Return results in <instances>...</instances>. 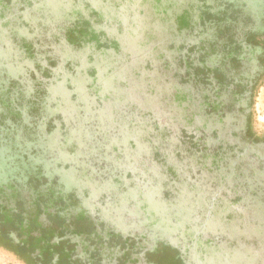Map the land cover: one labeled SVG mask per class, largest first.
I'll return each mask as SVG.
<instances>
[{
  "label": "rangeland",
  "instance_id": "1",
  "mask_svg": "<svg viewBox=\"0 0 264 264\" xmlns=\"http://www.w3.org/2000/svg\"><path fill=\"white\" fill-rule=\"evenodd\" d=\"M5 1L6 3L11 1V4L16 5V0ZM34 1L46 2L45 0ZM236 1L243 2L245 8H250L249 11L253 8L256 13L259 12L260 5H262L260 4L261 0H235L234 2ZM49 2L57 3L56 0H49ZM58 2H60L59 5L63 3L70 6H72L71 2L77 3L76 0H58ZM82 2L87 6L85 0H82ZM148 4H153L152 6L159 8L156 13L169 12L167 14L168 18H164V21L161 20L163 16L157 14L155 17L153 16V21L147 20L146 23H143L144 25L147 24L145 25L147 27L151 26L150 28L154 26L152 30L159 37L156 40V46L161 49V41L163 42L165 39V44L166 42L169 44L171 36L178 37L179 35L184 36L183 44L187 46V52L183 57L174 54L173 58H170L171 65L168 64L165 67L162 63L155 62L154 67L147 69V72H144L140 78L138 74L133 76L134 72L130 73V78L127 77L125 71L130 67L122 68L121 72L118 69L110 72L108 69L110 65L105 66L103 64L101 67L95 61L96 66H94L91 62L95 60L92 58L90 47L92 41L85 45L86 50H83V47L77 50L76 46H71L76 44L67 40V37L71 35V30L75 31L73 28L79 26L81 20H78L76 16L75 20L68 23L62 17L63 11L59 10L61 7H54V11H51V5H37L32 8L30 15L26 16V19H29L30 16L32 20L35 17L38 20L43 16L47 18L46 21L52 28L51 35L55 32L56 44L59 45L62 41L61 45L58 46L61 49L60 52L56 53L51 60L39 62L46 37H37L36 40L41 45L34 50L30 47L29 49L34 53L35 60H38L39 64H36L38 67H28L27 70L33 69L34 76L32 78L37 82L39 89L44 87L47 82L48 85L53 86L50 90V93H52L51 99L56 105H61L62 109L59 107L51 109L49 111L51 117L59 115V118L62 119L60 122L66 125L70 123L74 128L70 134L73 136L77 152L70 156L64 154L65 165H70L72 175L75 177L78 175L77 171L90 169L99 170L98 175L104 177L97 180V182H94L95 180L91 181L92 178H88L87 181L90 180L91 182L84 185V187L90 186L91 191L85 192L87 189L82 190V186L80 192L74 193L84 199L86 213L82 216L75 214L72 222L68 224L71 226L72 231L59 230L64 243L70 249L65 258L61 259V262L62 264H146V259L151 257L145 256H156L157 258H175L177 264H264V156L255 158V155H253L255 150L243 154L237 152V155H230L231 158L225 156L221 159L219 163L221 168L217 169L218 171L207 169L203 163L204 150L202 148L199 153V146L197 148L193 147L192 150L197 154L190 157L185 153L187 151H184L183 147L178 148L179 141L177 137L168 136V131L162 128L160 131H156L155 126L150 124L155 115V120L160 125L168 126V130L173 133L184 131L186 128L189 134H193L195 129L203 128L205 121L202 112L198 108L201 97L193 91L192 86L186 85L183 87L181 85L187 81L184 80L185 76L183 74L187 71L186 67L189 66L184 58L187 56L190 60L194 55L195 62L192 63V72L195 71L198 66L196 61L200 59L196 49L200 45H204L206 40L214 34L208 29V23L210 21L219 22L218 19L215 20L216 12L214 11H220L222 8L215 0H212V5H210V0H148ZM93 5L96 6V2ZM195 7L199 9V12L192 11V8ZM1 10H3L2 7L0 12ZM11 10L13 9H9L8 15ZM4 13L6 11L3 10L1 14ZM208 13L212 16L208 17ZM105 14L107 19H104L107 22H116L112 33L116 32L121 45L127 42L125 37L130 40V36H121L120 33L124 32L123 35L129 33L131 37L134 36V24L128 27V20L118 21L115 12L111 9H108ZM136 15L140 16L141 19V14L136 13ZM200 17L202 20H200ZM91 18V15L87 12L82 15L83 21H88ZM261 19L263 18L261 17ZM76 20L78 21L76 22ZM8 23L14 22L11 20ZM134 23L136 24V22ZM3 24L0 21V40L7 43L11 38V33L6 29L1 30ZM138 27L144 28L143 25ZM83 36V39L87 37V40H89V38L94 37V32L90 28L88 32L84 31ZM53 37H51V41ZM107 37L115 38L116 36L108 34ZM18 39L20 40L19 37ZM101 43L103 42L101 41ZM4 47L5 45L0 43V49L3 50ZM48 50L50 51V46ZM170 50L166 51L167 58L172 56ZM118 54L113 50L103 53V59L105 60L103 63H106V61L111 62L112 68H116L115 59L117 60L116 55ZM4 59L0 55V68L7 66L13 76L24 74L25 69L15 63L14 59H10L8 62ZM98 66L101 70L97 75ZM63 67H69L75 73L76 77H72L70 87L65 82V79H68L66 75H64L65 79L63 77L62 82L60 81L57 86H54L55 78L63 74ZM95 75L99 79L94 86ZM162 75H165L164 78ZM190 77L191 80H196L195 75L191 74ZM147 81L152 83L147 86L145 85ZM89 84L93 86V89L100 88V94H97L99 98L103 99L99 108L97 104L100 100L97 99L94 91H91L92 88L90 89ZM175 84L181 86L172 90L171 87H174ZM258 84V87L255 88L251 131L253 134L264 138V77L258 81ZM1 85H3V82ZM73 86L75 91L81 93L79 98L75 96V91L70 89ZM64 87L67 88L65 94ZM189 88L192 95H187L189 97L187 106V103H184L181 98H183L184 92L186 94L189 92ZM80 98L83 102L82 105ZM9 102V99L6 100L5 105ZM2 103H0V138L4 136L6 138L4 143L9 142L11 146L16 145L14 142L17 140V143L22 146L19 147L20 149H23L24 146L29 148L27 142L24 144L22 135L8 140L9 136L7 134L9 132L4 127ZM177 103H181L183 107L180 108ZM79 105L84 106V109L80 108ZM95 108L97 109L95 110ZM133 108L136 112L153 113L154 115L143 119L140 117L142 114H139L136 116L137 124L128 127L129 121L122 120L119 115L124 113L129 115L132 112L129 110H133ZM184 108L188 114L187 118H190L189 121L184 120V114L182 113ZM83 111L86 115L82 113ZM93 116H98V118L94 119ZM117 126L121 128L117 129ZM217 126L213 125L211 129L209 127L208 135L205 137L207 141L205 147L210 151L214 150L215 147L218 149V141L228 139L227 133L236 128L235 125H231L229 128L222 129L218 133V137L212 131L217 129ZM126 131L130 135L128 139L124 134ZM60 136V133L55 136L57 142L60 141ZM101 136L105 137L109 152L115 146H113L111 140L108 141V138L118 140L116 146L120 147L121 152H114L112 157L114 162L109 158V154L98 153L99 149L105 146L97 144L98 137ZM121 140L126 141L120 142ZM129 142L136 143L134 150H128L127 144ZM84 143H87L90 147L88 153L82 151L83 148H86L83 147ZM120 143H122V147ZM66 145L71 147L72 141L70 140ZM50 148L49 146L47 151L50 152L52 150ZM39 149L41 150L42 146ZM27 151L29 152V149ZM105 152L109 153L107 150ZM5 157L4 154L0 153V169L2 165L4 166L5 161L3 159ZM109 165L110 171H108ZM202 168H204V171L201 174ZM64 172L66 173V171ZM70 172L71 170L68 171V174ZM116 172L119 176L111 175L116 174ZM224 174H227L225 179ZM109 176L115 177V179H109L111 178ZM151 180H153L150 183L151 187L147 186L146 191L145 184ZM117 186L120 187L122 192H118ZM141 191L144 196L142 193L140 194ZM189 195H192L189 198L190 201H193V196L196 198L199 196L203 204L212 205L203 211L205 215H211V220L205 217V220L197 221L195 226L197 230L193 237L190 236V249L187 247L189 246L188 243H184L186 234L182 231V226L172 225H176L172 216H178L177 213L184 214L182 212L183 207L173 211L172 215L170 213L166 215L169 208L165 206V203L163 204L164 201L167 202L169 199L175 200L179 197L181 199L185 196L189 197ZM141 196H143V199L138 198H141ZM66 198L59 202L56 208L57 211H62L71 203L76 202L72 195ZM142 207L146 210L150 208L149 213H153L148 216L146 213L143 214L144 209L142 211ZM197 208L194 207L196 217L200 218L202 217V211ZM160 214H163L164 217H159L160 222L156 221L152 224L151 232L147 231V238L145 231L149 229L145 228L148 226L146 221L151 223ZM94 217L98 219L94 220ZM55 218L49 217V220L55 222ZM184 218L185 223H187L188 218ZM190 218L194 219L195 216H190ZM176 219H179V216ZM55 223L58 228L61 226L59 222ZM113 228L115 229L114 232L107 233ZM117 230L123 232L124 236H121ZM184 230H186V227ZM187 234L189 235L188 232ZM81 240L88 245V250L82 255L75 251ZM206 240L209 241L206 242ZM180 242H183L184 245L181 246ZM142 244L145 248L149 246L148 250H144V253L147 252L145 256L144 254L138 255L141 249L139 247H142ZM166 244L172 249H168ZM156 245L162 246L161 251L158 250L160 255L156 254L155 249L152 250L154 247L157 248ZM138 257L139 259H137ZM0 264H25V262L15 254L0 247ZM54 264L56 263L54 262Z\"/></svg>",
  "mask_w": 264,
  "mask_h": 264
},
{
  "label": "trees",
  "instance_id": "2",
  "mask_svg": "<svg viewBox=\"0 0 264 264\" xmlns=\"http://www.w3.org/2000/svg\"><path fill=\"white\" fill-rule=\"evenodd\" d=\"M45 1L46 2L40 3L34 0H16V5L14 6L13 3H10L11 1L9 3H6L5 0H0V6L4 11H6V13H4L3 15L1 14L3 10H1L0 12V21L4 23L1 30L6 29L11 33V38L9 41H7V43H5L4 40H0V43L5 45L3 50L0 49V55H2V58H5L4 60L7 62L10 59H14L15 63H18V65L22 66L25 69V71L23 72L24 74L12 76L10 73H8L6 68L7 66H3L0 68V103L3 102L1 108L3 109L4 127L6 131L9 132L7 134L9 136L8 140L14 137L18 138L19 135H22V137H24V144L25 142H27V144L29 145V148L24 146L23 149H20L19 147L22 146L19 145L20 143H17V140L16 142H14L16 145L11 146L9 142L4 143V140H6L4 136L1 135L3 138H0V153L6 156L3 159L5 161L4 166L2 165V168L0 169V247L15 254L19 259L25 262V264H54V262L56 264L58 262V264H62L61 259L65 258L66 253H68L70 249L64 243L62 239L63 236L62 234H60L61 231L59 230L72 231L70 229L71 226L68 224L72 222L75 214L82 216L86 213L84 199L80 196H76V194L74 193L78 191L80 192V187L82 186V190L87 189L85 192L91 191L90 186L84 187V185L90 184L92 180H95L94 182H97V180L104 178L98 175V172L100 173L99 170L94 169L77 171L78 175L75 177L74 175H72V169L70 165H65L64 154L70 156L74 155L75 152H77V148H75L74 146L73 136L72 134H70V132L73 131L74 128L70 123L66 125L60 122L62 121V119L59 118V115L51 117V114L49 112L51 109H55L57 107L61 108V105H56V103L51 99L52 93H50V90L53 86H51V84L48 85L47 82L45 83L46 85L44 87H41V89H39V87L37 86V82L34 81V78H32L34 76L32 72L33 69L27 70L28 67H38L36 64H39V62L43 60H51L56 53L61 51L60 47L58 46L61 45L62 41H60L59 45L56 44L55 32L53 34V37V35H51L52 28L48 25V22L46 21L47 18H45L44 16L41 17L40 20H38L36 17L34 20H32V17L30 16L29 19H26V16L32 12V8L36 7L37 5L47 4L51 5L50 10L54 11V7H61L59 10L63 11L62 17L68 23L71 20H75L77 16L78 20H81V23L79 24V26H76V28H73L75 29V31L71 30V35L67 37V40H70L73 44H76L71 46H76L77 50H79L80 47H83V50H86L85 45L92 41L90 47L92 50V58L95 60L91 62L94 64V66H96L97 62L101 67L103 64H105V66L110 65V67H108L110 72H113L117 69L121 72L122 68L130 67L125 71L127 77L129 78L131 77V72H134L133 76H135V74H138L140 78V76L143 75L144 72H147V69L154 67L155 62L162 63L164 67L168 64L171 65L170 58H173L174 54H178L179 56L183 57L187 52V46L183 44L184 36L179 35L178 37L171 36L169 39V44H167L166 42L167 46H165V39L163 40V42L161 41V49L156 46V40H158L159 37L158 34H155V32L152 30L154 26L150 28L151 26L147 27L145 26L147 24L144 25L143 23H146L147 20L153 21V16L155 17L157 14L163 16L161 20L164 21L168 18L167 14L169 12L156 13L159 8L152 6L153 4L149 5L148 0H94V2H96V6L93 5V0H85L87 6L82 2V0H76L77 3L71 2L72 6L63 3L59 5L60 2H58V0H56L57 3H52L53 1L50 3L49 0ZM216 1L222 8L220 11H214L216 12L215 20L218 19L219 22L210 21L208 23V29L214 34L211 35L210 39L206 40L204 45H200L196 49L198 51L197 54L200 56V59L196 61L198 62V66L195 71L192 72V63L195 62L194 55H192L193 57L190 60L187 56L184 58V60L188 62L189 66L186 67L187 71H185V74H183L185 76L184 80L186 79L187 81L181 84L183 87L186 85L192 86L193 91L196 94H199L201 99H198L199 101L201 100V105L199 106L198 104V108L202 110L205 115L210 113H216L217 115H219L226 112V107L224 104H222V102H220L218 95L226 82L214 76V74L217 73L218 70L215 68H210L207 63H205V60L220 58L223 55H226L227 51H232L231 56L239 59L244 54L242 51L251 48L258 49V46L255 45L259 38L258 35L264 34V0H261L260 4L262 5H260L258 13L254 12L253 8L251 11H249L250 8H245V4L243 2H234L235 0H215V2ZM210 5H212V0H210ZM10 8L13 10H11L10 14L8 15ZM216 8L219 9L218 6H216ZM108 9H111L115 12L117 18L119 19L118 21L123 22L128 20V27L134 24L133 37H131V34L129 33H126L125 35H123L124 32L120 33L121 36H130V40L125 37L127 42L123 43L122 45L119 43L120 41H118L119 39L118 35H116V32L112 33L113 26L114 24H116V22L109 23L104 19L106 18L105 13H107ZM192 11L199 12V9L195 7L194 9L192 8ZM86 12L89 13L92 18L88 21H83L82 15ZM136 13L141 14V19L139 18L140 16L136 15ZM42 14L44 15V12ZM207 16L211 17L212 14L208 13ZM6 17L8 18L5 19ZM261 17L263 19H261ZM11 20H13L14 23H8ZM78 20H76V22ZM200 20H202L201 17ZM134 22H136V24ZM141 25H143L144 28L138 27ZM90 28L94 32V37L91 39L89 38V40H87V37L83 39L84 31L88 32V29ZM108 34H113V36L116 37L108 38ZM39 36L46 37V41L43 45L44 49H42L41 53V57H43V59H41L40 57V60L38 62V60H35V57L33 55L34 53L30 51L29 47L31 49L33 48L32 50H34L35 48L39 47V45H41V43L36 40V38ZM18 37L20 38V40L18 39ZM51 37H53L52 41ZM101 41L103 43H101ZM50 43H53L54 45H50ZM49 46L50 51L48 50ZM122 49H124V52L122 51ZM169 49H171L170 51L172 56L168 57V60L166 51ZM110 50L119 53L118 55H116V62L114 61L116 63L115 65L117 66L116 68H112L111 62L106 61V63H103L105 62V60L103 59V53ZM62 69L63 74L59 75L58 78H55V82H53L54 86H57V83H59L60 81L62 82L63 77L65 79L64 75H66L68 76V79L66 78L65 82H67L68 87H70L69 85L72 84V77H76L75 73L69 67H63ZM103 69H105V67H103ZM100 70L101 69L99 67L97 75L99 74ZM225 70H227L228 72L230 71L229 74L233 72V70L227 68ZM53 73L55 74L56 72ZM191 74L195 75L196 80H191ZM260 74L264 75V69L260 72ZM97 75H95V79L93 81L94 86L98 83L99 78ZM164 76L162 75L163 78ZM236 76L239 77L238 75ZM262 78L260 80H262ZM23 81L24 83H22ZM258 81L259 80H255L254 89L258 87ZM2 82L3 85H1ZM150 83L152 82L147 81L145 85L148 86ZM242 83L244 84L242 88L246 90L248 81ZM181 85L175 84V86L171 88L172 90L175 88L178 89ZM89 86L90 89L92 88L91 91H94V93L96 94L97 99L100 100V102L97 104L99 108V106H101L102 104L101 100L103 99L99 98L97 94H100V88L97 87V89H93V86H91L90 84ZM64 89L65 94L67 92V88L64 87ZM70 89L75 91L74 86ZM80 95L81 93L75 91V96L77 98H79ZM187 95H192L190 88L187 94L186 92H184V94L182 95L183 98L181 99H183L184 103H187L188 101ZM8 99L10 100V102L5 105V101ZM82 104L83 102L81 101V105ZM177 104L180 108L183 107L181 103ZM79 107L84 109V106L79 105ZM96 109L97 108H95V110ZM129 111H132L129 114L130 116L127 115V113L119 115L121 116L122 120L129 121L128 127H133V125L137 124L136 116L139 114H142L140 115V117L143 119H147L149 118V116L154 115L153 113L143 114L136 112L134 108L133 110L130 109ZM82 113L85 114L84 111ZM182 113L184 114V120L189 121L190 118H187L188 114L186 113L185 108ZM154 116L150 124L152 126H155V130L160 131V129L162 128L168 131V136L177 137L179 141L178 148L183 147L184 151H187L185 153L188 156H196L197 152L192 150L193 147L197 148L199 146V153L203 149V163L205 164V167L207 169L209 168L218 171L217 169L221 168V165L219 164L220 160L225 156H228L227 158H231L229 153L230 151L228 149L225 150L223 147H218V149H216L215 147L214 150L211 149L212 151L208 150V148L205 147V144H207L205 136L207 135L201 129H195V132L193 134H189L186 131V128L184 129V131L181 130L177 133H173L171 132V130H168V126L160 125L159 122L155 120ZM93 117L94 119L98 118V116ZM58 120L60 122L59 125ZM120 128L118 127L117 129ZM58 133L61 134L59 142H57L55 138ZM124 134L127 139L130 138V135H128V131H126ZM70 140L72 141L71 147L66 145ZM110 140L112 141V144H114L113 146H115L114 148H111V152H109L108 147L106 146L107 144L105 137H98L97 144L105 145L103 146V148L101 147L102 149H99L98 153L109 154V158H111V161H113L112 157L114 156V152L121 151L120 147L116 146L118 140L115 141V139L108 138L109 142ZM126 140H121L120 142ZM121 144L122 143H120V145ZM40 146H42L41 150L39 149ZM49 146L51 147L50 149H52L50 150V152L47 151L49 150ZM83 147H86L82 150L86 151L84 153H88L90 151V147L87 143H84ZM127 147L128 150H134V148L136 147V143L129 142V144H127ZM28 149L29 152L27 151ZM106 150L109 153L105 152ZM96 168L100 169L99 167ZM62 170L66 171V173ZM69 170H71V174H68ZM110 170L111 168L109 165L108 171ZM203 171L204 168L201 169V174L203 173ZM111 175L119 176L117 172L116 174ZM112 176H109L111 178H108L115 179V177ZM62 177L64 178L62 179ZM88 178H92L91 181H87ZM152 181L153 180L146 182V191L147 186L151 187L150 183H152ZM117 189L118 192H122L119 186H117ZM141 193L143 195L142 191L140 192V194ZM69 195L74 196L76 202L71 203L62 211H57L56 208L58 207L59 202L64 200V198ZM143 196H141V198H138L143 199ZM191 196L192 195H189V197L185 196L181 199L179 197L175 200L169 199L167 202H163V204L165 203V206L169 208V211L166 212V215L168 213L172 215L173 211H176L183 207L182 212L184 214L180 215L179 213H177L179 219H176L178 218V216H172V218L175 219V221H173L176 224L172 225L176 227L182 226V231L186 234V241L184 243H188L189 246L187 247L189 249L191 243L190 236L193 237L194 233L197 230V228L195 227L197 225V221L201 219L205 220V217H207L208 220H211V215H205L203 211L204 209H208L212 206L210 204H203L199 196L197 198L193 196V201H190L189 198H191ZM178 200L181 202L179 203ZM143 207V214L146 213V215L148 216L149 214L153 213H149L150 208L146 210V208ZM194 207H198L197 209H200V211H202V217H196L197 215ZM142 211L140 209V213ZM193 215L195 216V218L191 219L190 216ZM162 216L163 214L156 216V218L151 223L146 221L148 226H146L145 228L149 230L145 231L147 234H142H145L147 237L148 232H151L152 224L156 221L160 222L159 217ZM49 217H56L55 222H59L61 226L58 228L55 222L49 220ZM184 217L188 218L187 223H185ZM97 219L98 218L94 217V220ZM190 220L193 222H191ZM185 227L186 230H184ZM114 231L115 229L113 228L107 233H111ZM117 232L121 236H124L123 232H120L118 230ZM187 232L189 233V235L187 234ZM207 241L209 240H206V242ZM180 243L181 246L184 245L183 242ZM156 246L157 248L154 247L152 248V250L155 249V252H158V250L161 251L162 246ZM139 248H141L140 251H142L143 253L139 251L138 255L140 256L144 254L145 256L147 252L144 253V250H148L149 246L145 248L142 244V247ZM167 248L172 249V247H169L168 245ZM174 248L176 249L177 247ZM87 250L88 245L83 240H81L79 245L75 248V251L81 255L85 254ZM157 252L156 254L160 255V253ZM145 257H151L150 259H146V264H177L175 258H157L156 256ZM137 259H139V257Z\"/></svg>",
  "mask_w": 264,
  "mask_h": 264
},
{
  "label": "flooded vegetation",
  "instance_id": "3",
  "mask_svg": "<svg viewBox=\"0 0 264 264\" xmlns=\"http://www.w3.org/2000/svg\"><path fill=\"white\" fill-rule=\"evenodd\" d=\"M258 37V41L255 44L258 46V49L251 48L242 51L244 54L239 59L231 56L232 51H227V54L220 58L205 60V63H207L210 68L218 70L214 76L226 82L220 93H218L220 102L226 107V112L219 115L216 113L205 115V113L199 109L202 112V116L204 117L203 120L205 121L203 128L200 129L208 135L209 127L211 129V126L218 125L217 129L212 131H214L213 134L219 137L218 133H220L222 129L235 125L236 128H233L232 131L227 133L228 139L219 140L217 145L218 147H223L225 150L228 149L230 155H237L240 152L243 154L255 150L253 153L255 158L264 156V138L253 134L251 131V118L255 91L254 82L255 80H260L264 77V75L260 74L264 69V34L258 35ZM226 68L233 70V72L229 74L230 71L228 72L225 70ZM7 71L10 73L8 68ZM247 81L248 86H246L247 89L244 90L242 88L244 85L242 82ZM198 104L199 106L201 105L199 102ZM196 118L195 120H197ZM226 175L227 174H224V179L227 177Z\"/></svg>",
  "mask_w": 264,
  "mask_h": 264
}]
</instances>
